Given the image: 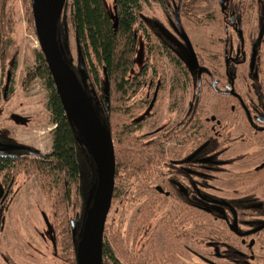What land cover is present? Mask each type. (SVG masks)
I'll use <instances>...</instances> for the list:
<instances>
[{
  "label": "flooded vegetation",
  "instance_id": "af4514ba",
  "mask_svg": "<svg viewBox=\"0 0 264 264\" xmlns=\"http://www.w3.org/2000/svg\"><path fill=\"white\" fill-rule=\"evenodd\" d=\"M195 1H162L172 11L169 23L175 34L188 47L197 71H190L197 75L195 87L175 119L162 120L150 135L139 134L156 125L159 113L155 110L163 90L161 82L153 85L150 81L149 92L143 91L144 80L152 74L147 66L133 77L129 75L136 87L122 98L121 122L114 134L120 142L121 170L128 169L141 193L149 191L166 204L162 224L180 225L181 237L195 243V249L188 244L183 249L197 257V264H264V0H218L225 21L222 49L211 52L215 58L207 60L216 69L222 67V72L205 65L206 58L196 52L182 22V18L200 16L195 14ZM177 12L197 64L189 43L177 30ZM141 15L144 19L139 25L150 30L151 48L156 39L162 40ZM172 54L171 59L189 71ZM208 89L222 103H208ZM144 109L134 124L128 123L130 116ZM172 208L177 215H171ZM145 220L137 229L138 237L150 229ZM173 230L179 233L177 226ZM53 231L56 235L54 227Z\"/></svg>",
  "mask_w": 264,
  "mask_h": 264
},
{
  "label": "rangeland",
  "instance_id": "374dc122",
  "mask_svg": "<svg viewBox=\"0 0 264 264\" xmlns=\"http://www.w3.org/2000/svg\"><path fill=\"white\" fill-rule=\"evenodd\" d=\"M105 2L109 11L115 14L114 0H105ZM194 9L195 14L200 16L182 18L185 29L190 31L196 52L206 58L207 64L205 65L222 72V67L216 69L214 65L208 63L210 60H207L215 58L211 52L219 53L222 49L220 39L224 36L222 25L225 21L220 15L221 6L218 0H196ZM141 10L146 18V24L157 30L156 34L162 42L189 67L188 71L183 66L177 65L176 61L171 59L172 52L156 38L155 44L152 42L150 48L146 36L150 34L149 29H141L142 32H137L139 42L134 55L135 64L129 75L133 77L144 66H147L152 74L146 78V81L144 80L143 91L149 92L150 81L153 85L161 82L163 90L161 103L155 110L159 113L156 125L148 126L139 133L150 135L156 128H159L162 120L171 117L175 119L176 113L180 114L181 110L184 111L197 80V75L190 71L196 73L197 71L192 67L187 45L175 34L174 27L170 25L173 14L167 9L166 3L162 0H143ZM8 11L13 18V33L9 37L12 44L10 53L18 54V64L13 76L12 91L7 100L5 99V87L10 59L7 63L0 65V135H6L15 143L32 147L44 155H50L53 146L52 131L55 126L48 106L47 82L46 79L28 78V74L37 65V53L41 52L34 22L33 24L29 22L32 7L25 4L24 0H11ZM206 15H211V17L207 18ZM62 16L61 25L66 43L63 50L68 55L70 64L81 74L93 100L102 104L105 73L93 57L92 62L99 75L98 83L91 71L93 70L91 62L82 55L70 2H67ZM140 23L141 21L138 26ZM215 76L218 77L216 74ZM207 92L211 94L208 97V103L221 102L216 99L210 89ZM150 96L146 99L148 100ZM219 98L223 100L222 97ZM137 101L135 104L139 103ZM145 109L134 114L135 116H130L128 123L134 124L144 114ZM15 117L24 118L27 123H20ZM6 173L8 171L0 173V188L3 187V178ZM46 185L41 181L39 173L31 176L25 173L18 175L10 199L11 204L4 212V229L0 231V264H66L59 259L62 255L63 219L55 217V192L47 191L44 188ZM115 187L121 196L115 202L113 200L105 233L109 237L120 234L125 240V247L128 248L130 254L125 255L126 257L119 256L116 252L114 254L120 264H197V257L183 249V246L187 244L195 249V243H192L191 239L188 241L181 237L180 225L172 222L162 224V219L163 217L164 220L166 219L168 209L165 207L166 204L164 206L157 200L158 196H151L149 191L141 193L139 185L134 184L133 180H117ZM76 190L77 188L74 194H71L68 205V215L73 220L74 236L80 232L90 200L86 192L82 190L80 194ZM171 211L172 216L177 215V210L172 208ZM139 213L143 214L140 219H138ZM143 218L146 219L145 223L150 229L146 230L145 235L139 236L141 239L138 240L137 229L140 223H144ZM175 226L178 227L179 233L173 230ZM53 227L58 237L56 248L54 247L56 240ZM106 263L115 264L110 260H106Z\"/></svg>",
  "mask_w": 264,
  "mask_h": 264
},
{
  "label": "trees",
  "instance_id": "16d2710c",
  "mask_svg": "<svg viewBox=\"0 0 264 264\" xmlns=\"http://www.w3.org/2000/svg\"><path fill=\"white\" fill-rule=\"evenodd\" d=\"M141 1L114 0L115 14H112L107 8L105 0H68L83 57L91 62V69H93L91 71H93L94 78H96L98 83L99 75L95 64L92 62L93 57L105 73L102 104L93 100L87 90L86 83L81 78V74L70 64L68 55L64 54V57L75 71L99 118L107 126L111 134L116 152V182L123 179L127 181L133 180L127 168L121 170L120 142L114 134L121 122L120 112L124 106L122 98L136 87V84L129 81L128 78L134 67V55L138 43L137 32L140 29H147L145 26H138L139 20L143 18L141 15ZM162 1L164 2V0ZM10 2L11 0H0V65L7 63L10 59L7 74H11L9 86L7 89L5 87L6 100L12 91L13 76L18 64V54L10 53L12 44L9 41V37L13 33V18L8 11ZM24 2L32 7L33 0H24ZM32 15L29 19L31 24L34 22ZM62 18L63 16L58 23V42L61 50L66 45L61 25ZM146 36L148 37V35ZM28 78L46 79L47 82L49 91L48 106L55 126L52 131V153L44 155L32 147L15 143L6 135L0 136V142L6 145V150L0 153V173L8 171L3 178L4 187L0 198V230L4 229V212L11 204L10 199L13 195V188L18 175L25 173L31 176L39 173L41 181L47 184L44 188L47 191L55 192V217L63 219L62 227L64 232L61 233L63 237L61 244L63 256L61 255L59 259L66 264H78L77 247L81 240L87 211L92 205L97 186L96 166L83 139L66 115L42 52L37 53V65L28 74ZM6 83H8V75ZM124 170H127L126 176H123ZM76 188V191H79L80 194L83 191L86 192V195L90 196V200L80 226V232L74 236L73 220L69 218L68 205L71 194H74ZM119 196L121 194L115 187L114 202ZM106 235L105 233L106 240L103 246L102 264H108L106 260L120 264L114 254L116 252L119 256H128L127 252L123 250L124 241L120 234L118 236L114 234V236L110 237ZM57 239L58 237L55 235V248L58 245Z\"/></svg>",
  "mask_w": 264,
  "mask_h": 264
},
{
  "label": "water",
  "instance_id": "95a60500",
  "mask_svg": "<svg viewBox=\"0 0 264 264\" xmlns=\"http://www.w3.org/2000/svg\"><path fill=\"white\" fill-rule=\"evenodd\" d=\"M67 2L68 0H33L34 26L41 52L66 115L83 139L96 166L97 186L77 247L78 264H102L106 223L115 192L116 154L107 126L102 123L82 83L66 61L65 51L60 49L58 23ZM175 21L177 30L189 43L179 12L176 13ZM188 46L196 62L192 45L189 43ZM10 79L9 73L6 89ZM18 121L25 123L26 119L18 118ZM5 150L6 145L0 143V153ZM1 196L0 191V198Z\"/></svg>",
  "mask_w": 264,
  "mask_h": 264
}]
</instances>
